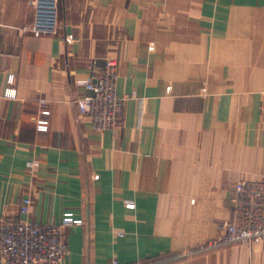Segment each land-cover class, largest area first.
<instances>
[{
    "label": "crops",
    "instance_id": "1",
    "mask_svg": "<svg viewBox=\"0 0 264 264\" xmlns=\"http://www.w3.org/2000/svg\"><path fill=\"white\" fill-rule=\"evenodd\" d=\"M34 1L0 0V224L82 220L63 264H264V240L208 245L264 180V0H60L51 36ZM110 57L128 99L99 131L75 82Z\"/></svg>",
    "mask_w": 264,
    "mask_h": 264
},
{
    "label": "built area",
    "instance_id": "2",
    "mask_svg": "<svg viewBox=\"0 0 264 264\" xmlns=\"http://www.w3.org/2000/svg\"><path fill=\"white\" fill-rule=\"evenodd\" d=\"M34 19L23 30L36 36L57 35L60 27V0H35ZM118 61L106 59L104 67L93 75L77 79L79 95L74 103L81 116H88L96 130H114L123 123L128 99L118 91ZM13 83L11 77L10 84ZM6 96L16 97L8 88ZM143 102V99H140ZM45 104V101H41ZM231 217L220 225L218 236L208 245L249 243L264 240V180L239 179L232 184ZM31 200L25 199L27 211ZM83 224L82 220L64 219L60 223L13 222L0 224V264H63L69 253L64 228ZM110 264H119L113 260Z\"/></svg>",
    "mask_w": 264,
    "mask_h": 264
},
{
    "label": "trees",
    "instance_id": "3",
    "mask_svg": "<svg viewBox=\"0 0 264 264\" xmlns=\"http://www.w3.org/2000/svg\"><path fill=\"white\" fill-rule=\"evenodd\" d=\"M155 263H157V262H155V261H154V263H153V264H155ZM143 264H147V262H146V263H143ZM148 264H151V263H150V262H148Z\"/></svg>",
    "mask_w": 264,
    "mask_h": 264
}]
</instances>
